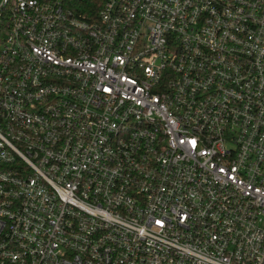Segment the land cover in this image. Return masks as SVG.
I'll return each mask as SVG.
<instances>
[{"label": "built area", "instance_id": "1", "mask_svg": "<svg viewBox=\"0 0 264 264\" xmlns=\"http://www.w3.org/2000/svg\"><path fill=\"white\" fill-rule=\"evenodd\" d=\"M0 264H264V0H0Z\"/></svg>", "mask_w": 264, "mask_h": 264}, {"label": "trees", "instance_id": "2", "mask_svg": "<svg viewBox=\"0 0 264 264\" xmlns=\"http://www.w3.org/2000/svg\"><path fill=\"white\" fill-rule=\"evenodd\" d=\"M89 1H91V0H89Z\"/></svg>", "mask_w": 264, "mask_h": 264}]
</instances>
